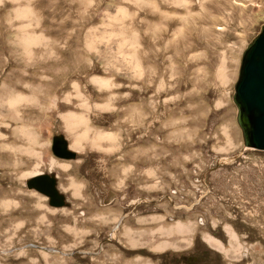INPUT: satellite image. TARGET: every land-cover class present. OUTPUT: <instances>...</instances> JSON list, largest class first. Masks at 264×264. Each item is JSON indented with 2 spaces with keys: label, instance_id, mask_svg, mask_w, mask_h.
Masks as SVG:
<instances>
[{
  "label": "rangeland",
  "instance_id": "obj_1",
  "mask_svg": "<svg viewBox=\"0 0 264 264\" xmlns=\"http://www.w3.org/2000/svg\"><path fill=\"white\" fill-rule=\"evenodd\" d=\"M263 26L264 0H0V264H264L233 102ZM67 119L86 154L37 158L57 208L23 171Z\"/></svg>",
  "mask_w": 264,
  "mask_h": 264
},
{
  "label": "water",
  "instance_id": "obj_2",
  "mask_svg": "<svg viewBox=\"0 0 264 264\" xmlns=\"http://www.w3.org/2000/svg\"><path fill=\"white\" fill-rule=\"evenodd\" d=\"M233 102L245 148L264 152V26L243 54ZM52 152L62 160L76 159L63 137L54 139ZM26 186L47 197L51 206L64 205L54 177L43 174L30 179Z\"/></svg>",
  "mask_w": 264,
  "mask_h": 264
},
{
  "label": "crops",
  "instance_id": "obj_3",
  "mask_svg": "<svg viewBox=\"0 0 264 264\" xmlns=\"http://www.w3.org/2000/svg\"><path fill=\"white\" fill-rule=\"evenodd\" d=\"M68 116V115H67ZM68 119L65 121L64 120V123H65V130L67 131V133H68V136H66V137H64V139H65V141L67 142V144H68V149L72 152V153H74L75 155H76V158H77V155H79V154H83V155H85L86 154V152L83 150L82 152H79V150L78 149H83L84 147H85V143L84 142H82L83 141V137H82V134H80L79 133V130H81V128H75L74 129V131H70V130H67L68 129V127H69V125H68ZM81 132V131H80ZM80 134V135H79ZM26 138H29V137H27V136H25L24 137V139H26ZM56 138V137H55ZM55 138H53V140H52V143H47V145L48 146H44V147H41V148H39L38 146L37 147H35V149L36 150H41L40 152L41 153H36V152H34L35 154V156H37L36 157V161L39 159V160H41L42 161V159H43V155L45 156L46 155V150L45 149H48V147H52L53 146V141H54V139ZM78 138H80V141L78 142ZM30 142H33V141H31L30 140ZM38 144H39V141L37 142ZM51 144H52V146H51ZM94 144H96V143H94ZM14 146H16V145H14ZM96 145H94L93 147H94V149L96 148L95 147ZM13 148V149H12ZM98 148L99 149H101V144L98 142ZM10 149H12L14 152H13V154L14 153H16V151H18V149L17 148H15V147H10ZM76 149V150H75ZM84 152V153H83ZM96 152V150H94V153ZM99 154H100V150H98L97 151ZM4 154L6 155V150H4ZM38 158V159H37ZM31 159H33V158H31ZM38 160V161H39ZM41 162L39 161V162H37V164H36V166L34 165L33 167H28V168H26V170H24L23 171V176L25 177V180H30V179H32V178H34V177H37V176H40V175H43V174H49V173H47V170L44 168L43 169V164L41 163ZM71 166V165H70ZM69 166V167H70ZM36 167H38L37 169H36ZM7 169V166H4V170H6ZM36 170V171H35ZM69 170V169H68ZM36 172V174H35V172ZM38 172V173H37ZM32 173H34L33 175H31V176H28V177H26V175L27 174H32ZM52 172H51V170H50V174H51ZM53 174V173H52Z\"/></svg>",
  "mask_w": 264,
  "mask_h": 264
},
{
  "label": "bare ground",
  "instance_id": "obj_4",
  "mask_svg": "<svg viewBox=\"0 0 264 264\" xmlns=\"http://www.w3.org/2000/svg\"><path fill=\"white\" fill-rule=\"evenodd\" d=\"M72 124L75 126H80V125H86V123H85V121L82 119V118H76V116H72ZM87 129V128H86ZM87 131V130H86ZM111 138H113L111 135H107V134H103V133H99L98 134V140L99 141H102V140H106V139H108V140H110ZM79 142V141H78ZM38 167H36V169H37ZM36 171V170H35ZM34 171V172H35ZM38 173V172H37ZM34 173H32V174H27L26 175V177H28V176H31V175H33ZM35 174H36V172H35ZM187 229H186V227H184L183 225H181V224H178L177 225V229H176V231L178 232V233H184V232H187L186 231ZM214 241L212 240V239H207V242L206 243H208V244H212ZM142 245V244H141ZM160 247V246H159ZM167 247H169V246H162L161 247V249L162 248H167ZM218 247V249H220L219 248V246H217ZM159 250V249H158Z\"/></svg>",
  "mask_w": 264,
  "mask_h": 264
},
{
  "label": "flooded vegetation",
  "instance_id": "obj_5",
  "mask_svg": "<svg viewBox=\"0 0 264 264\" xmlns=\"http://www.w3.org/2000/svg\"><path fill=\"white\" fill-rule=\"evenodd\" d=\"M210 245V244H209ZM212 246V245H211ZM214 247V246H213ZM218 250H220V249H218ZM220 251H222V250H220Z\"/></svg>",
  "mask_w": 264,
  "mask_h": 264
}]
</instances>
